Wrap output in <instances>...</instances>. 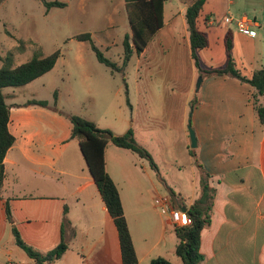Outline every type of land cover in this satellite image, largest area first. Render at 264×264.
<instances>
[{
    "label": "crops",
    "instance_id": "1",
    "mask_svg": "<svg viewBox=\"0 0 264 264\" xmlns=\"http://www.w3.org/2000/svg\"><path fill=\"white\" fill-rule=\"evenodd\" d=\"M195 1L176 10L173 7L169 12L173 17L182 16ZM168 3L169 0L165 6L164 27L139 57L157 44L164 55L172 53L171 57L180 60L181 40L174 29H169L163 40L160 37L175 23L172 18H166ZM227 15L248 17L253 22L251 30L257 32L256 37L242 33L234 23L223 25L221 21ZM185 22L183 20L182 24L184 43L192 60V74L183 94H179L177 83L164 89L166 98H178L176 108L169 114L165 111L163 115L154 116L145 105V112L138 120L133 108L131 113L122 108L114 115V122L102 124L104 122L79 112L77 109L85 101L75 95L71 85L62 88L65 77L60 66L68 65L62 55L49 73L24 87L4 90L7 104L11 106L9 130L16 141L4 162L0 264H36L16 244L14 227L25 243L42 254L65 242L68 250L52 264H123L115 221L90 174L79 142L72 139L73 127L66 114L88 119L117 136L132 129L137 141L152 153L160 169L166 182L162 187L156 182L159 178L148 162L130 150L112 144L107 147L106 171L120 191L139 264H151L158 258L183 264L176 253L180 240L171 212H185L184 206L192 205L199 198L205 173L212 177L217 196L212 224L202 235L201 251L206 258L202 264H212L214 260L222 262L220 255L232 245V238L250 225L257 246L254 264H264V123L257 110L264 106V96H256L250 84L236 78L209 76L199 71L192 57ZM198 26L209 38V46L199 52L204 70L226 64L225 38L229 32L233 34V57L242 74L250 79L257 70L264 69V0H206ZM80 43L86 46L87 42ZM36 52L47 57L41 48L34 51L31 46L21 47L0 38V58L11 56L15 66L30 61ZM76 59L83 61V55ZM199 77H203V81L198 90ZM66 78L70 81L73 76L66 75ZM86 79L95 85L94 75L87 73ZM126 87L129 97L127 84ZM35 100L48 102V108L32 106ZM127 102L131 105L129 100ZM162 106L164 111V102ZM190 122L198 138L196 149L191 148ZM168 135H179L181 141H171ZM192 150L197 158L192 156ZM184 167H190L193 174L187 193L178 189L177 182ZM248 180L259 184L262 191L254 198L252 215L246 219L238 215L246 200L239 192L245 190ZM159 199L165 204L160 205ZM223 199L225 205L220 204ZM8 203L11 221L6 213ZM234 209L237 210L235 215L230 213ZM222 233L225 234L220 238Z\"/></svg>",
    "mask_w": 264,
    "mask_h": 264
},
{
    "label": "rangeland",
    "instance_id": "2",
    "mask_svg": "<svg viewBox=\"0 0 264 264\" xmlns=\"http://www.w3.org/2000/svg\"><path fill=\"white\" fill-rule=\"evenodd\" d=\"M47 1H60L66 6L48 10L41 0H2L0 38L8 39L14 45L21 47L31 46L34 51L41 48L47 56L60 50L68 64L66 67L60 66V72L65 77V83L61 82L62 88L71 85L75 95L85 101L77 109L79 112L104 122L102 124H108L114 122V115L119 114L122 108L129 113L133 108L138 120L145 112V105L151 109L154 116L163 115L165 111L169 114L173 108H176L178 98H166L164 95L166 93L163 91L166 86L177 83L180 86L179 94L184 93L192 74V66H190L192 60L184 43L182 24L183 20L186 21L185 14L173 17L169 10L173 7L175 10L182 8L193 0H169L166 18L168 20L172 18L175 23L160 34L163 40L169 29H174L181 40L180 60L174 56L171 57L172 53L164 55L155 44L143 57L134 54L128 67L123 72L115 74L98 61L89 43L85 46L78 42L76 37L83 33H91L95 44L104 56L122 67L125 58L124 39L126 35L131 34L126 0ZM79 55H83V61H77L76 58ZM79 64L84 66L79 67ZM87 73L94 75V86L92 81L86 79ZM66 75H71L73 78L68 81ZM126 84L129 88V97ZM128 100L131 105H128ZM163 102L165 103L164 111ZM168 138L172 141L180 139V136L168 135ZM181 163L186 166L183 159ZM185 168L186 171H184ZM191 171L190 167H184L183 172L178 176L180 178L177 181L178 189L185 193L189 192L191 187L193 176ZM156 182L162 187L160 179H156ZM245 185V190L239 192V196H244L246 199L244 209L238 215L247 219L252 215L254 198L259 196L262 188L251 180H248ZM225 203V199L220 202L222 205ZM231 211L230 213L234 215L237 212L235 209L233 213ZM251 228V225L247 226L237 233L232 238V245L221 253L222 262L214 260L212 264H254L257 246ZM224 234L222 233L220 238H223ZM207 238L206 235V241Z\"/></svg>",
    "mask_w": 264,
    "mask_h": 264
},
{
    "label": "trees",
    "instance_id": "3",
    "mask_svg": "<svg viewBox=\"0 0 264 264\" xmlns=\"http://www.w3.org/2000/svg\"><path fill=\"white\" fill-rule=\"evenodd\" d=\"M2 0H0L1 3ZM48 10L52 8H64L66 5L60 1L41 0ZM168 0H126V10L131 28V34L124 39L125 58L122 67L107 59L95 44L91 33H83L76 37L80 42L91 45L98 61L111 69L112 73L123 72L128 67L134 54L141 55L148 47L154 36L165 25V6ZM206 0H196L188 6L185 19L188 27L192 57L199 71L205 75L228 76L250 84L256 91V96H264V69L257 70L249 79L238 69L233 57V34L229 32L225 38L227 51L226 64L217 69L204 70L199 57V52L209 46L208 34L199 29L198 23ZM60 50L42 57L39 52L33 58L19 66L14 65L13 58L7 56L0 58L3 65L0 66V198L5 179V158L8 151L15 143V137L10 133L9 123L11 119V106L7 104L4 90L7 88L24 87L54 69L61 57ZM128 95V92H127ZM32 106L48 108L46 101H32ZM261 123H264V106L257 108ZM72 124V139H76L86 160L88 169L93 177L100 195L115 221L119 233L123 264H139V257L134 240L126 218L124 205L120 191L106 171L105 154L107 147L112 144L115 147L132 151L141 159L146 160L157 174L158 178L166 185L160 169L152 154L137 141L132 129L124 135L117 136L108 129L100 128L96 123L78 115L66 114ZM194 158L197 155L191 151ZM198 162V161H197ZM212 177L205 173L202 179V188L199 198L190 206H184L191 223L185 227H176V235L180 240L176 253L182 259L183 264H202L205 256L201 251L202 235L205 229L211 226L217 189L211 184ZM172 194H174L172 192ZM8 219L12 220L10 204L6 205ZM13 234L16 244L36 264H52L60 260L68 250V245L62 242L46 254L36 251L22 239L19 231L14 227ZM151 264H172L164 258L154 259Z\"/></svg>",
    "mask_w": 264,
    "mask_h": 264
},
{
    "label": "built area",
    "instance_id": "4",
    "mask_svg": "<svg viewBox=\"0 0 264 264\" xmlns=\"http://www.w3.org/2000/svg\"><path fill=\"white\" fill-rule=\"evenodd\" d=\"M221 23L225 26L232 25L233 23L237 25L239 31L242 33L250 36V37H256L257 32L254 30H251V26L253 22L246 16L240 17V18H234L231 15H227L223 17ZM158 203L161 205H164V201L162 199L158 200ZM165 207V206H164ZM166 208H164L165 210ZM172 220L176 227H185L188 226L191 223V220L187 214V212L183 211H177L172 210L171 212ZM15 264V263H10Z\"/></svg>",
    "mask_w": 264,
    "mask_h": 264
},
{
    "label": "water",
    "instance_id": "5",
    "mask_svg": "<svg viewBox=\"0 0 264 264\" xmlns=\"http://www.w3.org/2000/svg\"><path fill=\"white\" fill-rule=\"evenodd\" d=\"M202 81H203V77H200L198 85H197V89L198 90L200 89ZM189 132H190V138H191V148L192 149H196L198 147V138H197L195 130L192 127V123L191 122L189 123Z\"/></svg>",
    "mask_w": 264,
    "mask_h": 264
}]
</instances>
